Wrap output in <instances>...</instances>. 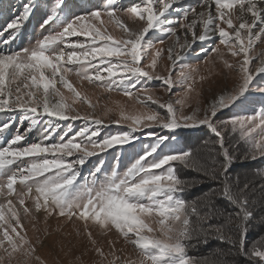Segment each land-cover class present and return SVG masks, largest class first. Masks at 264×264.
<instances>
[{"label": "snow or ice", "instance_id": "snow-or-ice-1", "mask_svg": "<svg viewBox=\"0 0 264 264\" xmlns=\"http://www.w3.org/2000/svg\"><path fill=\"white\" fill-rule=\"evenodd\" d=\"M177 2L139 0L122 8L115 0H107L102 8L68 19L65 0H51L45 5L46 12L39 24V28L49 30V34L37 39L30 47L11 54L0 53V112L18 111L20 120L28 122L23 133L17 131L4 146H0V197L6 201L0 204V248L9 261L17 253L24 257L23 264H29L32 259L40 261L35 256V246L26 237L20 211L12 199L15 195L25 218L32 212L25 206V202L30 200L37 212L43 210L47 216L56 214L68 220L83 221L85 233L93 244L95 241L88 231V222L105 231L115 229L136 252V258L126 261V264H198L188 256L187 250L198 244H207L209 239L236 248L239 255L253 261V264H264V238L246 247L250 222L255 219L253 208L264 202V183L257 186L253 181H246L241 185L239 176L234 178L230 175L238 158V144L245 146L244 155L240 157L242 161L264 157V59H260L254 69L249 67L253 59L251 49L257 40L264 37V0H202L201 6L208 11L196 13L192 8L194 18L188 23L168 18L167 14ZM213 4L215 14L211 10ZM39 8L37 0H25L17 14L0 30V42L5 45L14 42ZM102 17L121 30V38L115 39L108 34ZM121 17H127L137 27L122 23ZM187 19L188 11L185 10L183 21ZM95 22H100V25ZM221 22L227 28L222 27ZM177 24L186 30L183 43H179L177 37L178 50L174 47L167 50L154 48L145 39L150 32L176 36ZM198 25L199 32L196 31ZM257 25L259 31L254 33ZM5 34L7 38H4ZM189 34L190 40L187 38ZM217 36L219 44L211 47L210 51L217 55L226 70L237 73L236 83L230 91L215 98L203 110V116L197 114V109L191 115L177 117L172 101L160 102L147 95V101L166 109V115H161L138 99L134 90L142 80H158L166 86V92L176 87L183 89L184 99L176 103L184 107L193 90L195 80L191 71L195 70H186L187 65L180 62L191 53L197 57L208 54V48L196 50L193 45L197 41H211ZM70 37L86 39L70 41ZM221 45L232 57L242 59L236 63L223 59ZM165 51L170 61L166 76L156 73L157 60ZM149 56L150 62L142 65V60ZM178 65L180 71L176 72ZM70 74L105 92L118 91L130 99H137L146 110L139 114H126L120 106V119L111 123L126 122L129 130L101 138L99 126L108 125L92 114L81 116L72 104L65 102L57 88L59 84L67 89L72 94L73 103L82 100L94 109L87 97H82L69 82L67 77ZM20 77L25 81V89L30 81L35 91L25 94L17 86L13 95L11 88L6 89V82L10 84ZM139 91L147 93L149 89L141 86ZM50 92L59 97L54 103L49 100ZM253 93L260 95L262 103L259 110L253 109L251 115L219 119L224 110L235 108ZM111 111L107 109L105 116ZM76 120L85 123L74 135L68 136L73 127L71 123L68 131L59 133L60 121ZM12 124L10 119L0 125V141L6 139L5 133ZM153 126L169 131L204 126L215 138L204 141L203 155L190 151L164 153L170 137L149 132L147 135L154 138V143L134 153L129 166L121 172L119 163L124 158L125 146L131 147L138 140L136 132ZM38 127L43 139L22 145L27 135ZM55 135H59L57 142L45 143ZM226 135L238 137L236 143H226ZM109 149H119L116 165L109 171L105 168V160L100 158L80 183L83 166L91 157L111 155ZM174 162L199 173L205 180L214 182L216 187L197 199L185 200V192L205 181L181 179ZM13 165H16L15 169ZM257 175L264 180V172ZM17 184L26 191L18 192ZM224 201L232 206V211L219 206ZM221 220L223 223H213ZM259 223H264V216L260 217ZM95 251L103 257L100 248H95ZM4 259L5 256L0 255V264ZM110 264H116L115 259ZM205 264L219 262L205 260Z\"/></svg>", "mask_w": 264, "mask_h": 264}, {"label": "rangeland", "instance_id": "rangeland-1", "mask_svg": "<svg viewBox=\"0 0 264 264\" xmlns=\"http://www.w3.org/2000/svg\"><path fill=\"white\" fill-rule=\"evenodd\" d=\"M23 2H25V0H0V30L3 29L5 23L10 20L14 14H17L18 9ZM29 2H31V0H29ZM37 2L40 4L39 10L35 12L26 27L22 29L18 38L8 45L0 42V53L11 54L23 48L30 47L37 39H41L44 35L49 34V30H41L39 28V24L42 22L46 12L45 5L50 4L51 0H37ZM106 2L107 0H65L67 5L65 11L68 19H72L74 16L86 15L88 12L95 10L96 8H102ZM115 2L120 7L127 8L134 3H138L139 0H115ZM201 5L202 0H178V2L174 4L173 9H171L167 14L168 18L188 23L194 18L191 12L192 8H195L196 13L208 11L207 8L202 7ZM185 10L188 11L187 21H183ZM211 10L213 14H215L214 4L212 5ZM101 19L104 21L103 27L107 29L108 34L112 35L115 39L122 37L123 34L116 25L108 23L106 17H102ZM121 22L131 28L137 27V25L129 21L127 17H121ZM95 23L97 26L100 25V22ZM221 26L227 28V26L222 22ZM175 27L177 29L176 36L165 35L159 32H150L145 39L149 40V42L154 45V48H163L167 50L169 47H174L175 50H178L176 43L177 37H179V43H183L185 39L184 32L186 30L180 29L178 24L175 25ZM58 30L59 29H57V31ZM196 31H200L199 25L197 26ZM257 31H259V25L253 29L254 33ZM4 38H7V34H5ZM187 38L190 40L191 35L189 34ZM68 39L70 41H83L86 38L70 37ZM161 40L163 41L162 44L159 43ZM218 44V36L214 37L211 41H205L203 43L197 41L196 44L193 45V48L198 50L200 47H205L209 49V53L201 54L199 57L195 56L194 53H191L185 60L180 62L181 65H187L186 70H195L191 71V75L195 80L193 90L189 93L187 99L185 100L184 107H181L180 104L176 103V101L184 99L183 89L176 87L170 92H166V86L158 80H142L141 84L137 86L136 90H134V92L138 95V99L140 101H145L151 109L159 111L161 115H166V109H160L158 104H152L151 101H147V95H152L160 102L172 101L177 110V117L181 114L191 115L193 112H196L197 109H199L197 114L203 116V110L220 94L225 91H230L236 83L237 73L226 70L217 55L215 53H211L210 51L211 47ZM220 48L224 53L223 59L228 60L230 63H236L237 60L242 59V57H232L224 46L221 45ZM250 56L253 57V59L249 67L254 69L260 59H264V37L254 43L253 48L250 51ZM149 62L150 56L142 60V65H147ZM169 63L170 61L168 60L167 52L165 51L157 60L156 73L165 76L168 75L167 66ZM175 71H180V65L177 66ZM200 77H204L205 79L201 80ZM173 78H175V75H173ZM67 79L73 87L81 93V96L87 97L88 101L95 107L94 109L89 108L88 104L83 103L82 100H77L73 103L71 98L72 94L58 84L57 88L65 98V102L72 104L73 108L79 112L81 116L92 114L101 118L104 121V124L108 125L107 127H104L103 125L99 126L101 128V138L104 135L117 134L119 132L129 130L126 122L122 121L120 124L111 123L113 120L120 119V106L124 108L126 114H139L146 110L142 107L141 103L137 101V99H130L118 91L105 92L103 89L95 85L88 84L87 81L79 80V78L74 74H70ZM24 83L25 81L23 80V77H20L15 82L10 84L6 82V89L11 88L13 90V95L16 94L14 90L17 86H19L21 88V92L25 94L27 91H35V89L31 87L30 81L28 82L29 87L27 89L24 88ZM141 86H146L147 89H149V92H140L139 89ZM57 99H59V97H56L54 93L50 92V102L54 103ZM261 103L260 95L258 93H253V95L249 96L247 100H244L235 108L224 110L223 115L219 116V119H226L233 116L251 115L253 113V109L259 110ZM107 109H111L112 111L105 116V111ZM10 119L13 121V124L9 131L5 133L6 139L0 141V146H4L6 144V140L11 139L17 131L23 133L28 127L27 121L22 122L20 120V114L18 111L15 113L0 112V125L7 123ZM59 123L60 129L58 131L60 134L68 131V125L71 123L73 127L71 131H68V136H72L76 131L84 126L85 122L83 120H76L60 121ZM191 131H201L203 134H207L212 137L214 136L204 126H200L198 128L181 127L173 131L153 126L136 132L135 135L138 137V140L133 142V146L130 147L126 145L123 149L124 158H122L119 163V170L121 172L125 170L131 162L130 158L134 153L140 152L143 146L154 143V138L148 136L147 133L155 132L159 135H168L170 139L167 141L164 153H169L176 151L178 147H180V136L183 134L187 137ZM42 139L41 130L38 127L29 133L26 140L21 143L22 145L31 144L39 142ZM237 139L238 137L236 136H225L226 143L229 144L236 143ZM58 140L59 135H55L49 141H45V143H55ZM237 147L239 151L236 152L238 157L236 161H242L240 157L244 155L245 146L243 144H238ZM118 151L119 149H109V153H111V155L101 154L99 158L91 157L81 170L80 183L84 182L83 178L89 175L95 165L99 163L100 158L105 160V168L110 171L111 168L116 165V155ZM243 161L256 163L260 171L264 172V157H258L256 160ZM12 167L15 169L16 165H13ZM174 168L177 175L179 177H186V180L192 179L193 177L201 178L199 173L195 171L189 172V170L184 169L178 162H174ZM192 173L194 174L192 175ZM189 174L192 175V178H189L191 177ZM15 187L18 192L26 191V189H23L19 184ZM12 199L16 208L20 211L21 222L26 231V237L36 248L35 256L40 258V261L35 259L30 260L29 264H40L41 261L43 264H110V262L114 259L116 264H126V261L136 258L134 247L126 243L115 229L105 231L100 229L99 226H93L92 222H88V231L91 233V239L95 241V244H93L91 240H89L88 235L85 233V225L83 221L76 220L75 218L68 220L67 218L60 217L56 214L47 216L43 210L37 212L30 200L25 202V206L32 209V212L29 217L25 218L23 216L22 209L19 208L17 197L14 195ZM4 203H6L4 197H0V204ZM5 211L7 212V209H5ZM17 231H20V229L17 228ZM21 234L23 235L24 233ZM95 248L101 249L103 257L95 251ZM0 255L5 256L3 264H23L24 257L18 253L14 255L11 261H9L8 257L4 254L2 248H0Z\"/></svg>", "mask_w": 264, "mask_h": 264}, {"label": "trees", "instance_id": "trees-1", "mask_svg": "<svg viewBox=\"0 0 264 264\" xmlns=\"http://www.w3.org/2000/svg\"><path fill=\"white\" fill-rule=\"evenodd\" d=\"M214 138V136L212 137L207 134H203L201 131H191L187 137L182 134L180 136V147H178L176 151H190L203 155L204 141ZM189 172L193 171L189 170ZM258 172L262 171H260L257 164L254 162L235 161L230 170V175L234 178L239 176L241 185L246 181H253L254 184L258 186L259 184L264 183V180L257 175ZM193 174L194 173H192V175ZM192 175H190L191 177L189 178H192ZM180 178L186 179L184 176ZM189 180H204L205 182L199 184L198 187L191 188L183 194V198L188 201L197 199L204 193L208 192L209 189L216 187L214 182L205 180L203 176H201V178L193 177ZM259 195L260 194L258 192L257 196L259 197ZM219 206L225 211L233 210L232 206L226 201L221 202ZM253 214L255 219L250 222L249 232L246 237V247H250L258 239L264 238V223H259L260 217L264 216V202L254 206ZM213 223H223V221H213ZM193 243H195V241H193ZM187 254L189 257L198 261V264H205V260L209 262L217 261L219 264H225V262L226 264H253V261L239 255L236 248H232L230 245L215 239H209L207 244H198L195 247H189Z\"/></svg>", "mask_w": 264, "mask_h": 264}]
</instances>
